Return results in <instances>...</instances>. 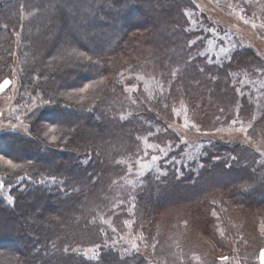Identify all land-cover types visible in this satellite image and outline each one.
<instances>
[{
    "label": "trees",
    "instance_id": "1",
    "mask_svg": "<svg viewBox=\"0 0 264 264\" xmlns=\"http://www.w3.org/2000/svg\"><path fill=\"white\" fill-rule=\"evenodd\" d=\"M172 5L171 0H0V81H11L9 96L20 113L3 116L8 128L0 131V264H147L135 248L116 245L123 232L111 238L100 222L116 205L128 170L122 160L140 154L143 134L166 130L148 106L122 118L128 109L120 102L124 73L135 75L150 65L170 79L178 73L177 93L201 114L234 100L224 78L214 80L212 73L199 71L197 61L190 62L182 17ZM221 154L205 159L206 185L195 183L189 169L181 178L149 180L137 196L148 238L162 244L166 236L174 252L180 235L188 236L189 226L197 228L202 220L201 243L191 245L215 247L210 211L229 204L244 217L246 208L264 203L259 173L264 166L252 151L238 144ZM85 157L86 163L79 162ZM220 181H226L223 188ZM190 190V197L183 194ZM188 203L193 210L182 207ZM170 205L180 211L178 217L161 216ZM259 215L264 221V211ZM85 248H94L96 256L82 255Z\"/></svg>",
    "mask_w": 264,
    "mask_h": 264
},
{
    "label": "rangeland",
    "instance_id": "2",
    "mask_svg": "<svg viewBox=\"0 0 264 264\" xmlns=\"http://www.w3.org/2000/svg\"><path fill=\"white\" fill-rule=\"evenodd\" d=\"M171 1L175 2L176 5L172 6L182 17L184 39L191 47L190 62L197 61L195 66L199 71L212 73L214 80L224 78L229 88H233L234 100L221 110L201 114L177 93L175 82L178 73H173L170 79L156 71L154 65L142 68L135 75L124 73L125 94L120 102L128 109L122 118L130 117L138 107L148 106L151 113L164 120L162 124L166 130L153 128L149 135L143 134L138 142L142 143L140 154L133 159L122 160L128 170L118 184L116 205L108 215L101 216L100 222L111 238L123 232V241L120 245L115 244L124 250L135 248L147 264H168L167 258L175 259L178 264H258L259 251L264 248V221L259 220L264 203L257 209L246 208L244 217L229 204L219 211H210L212 229L219 240L215 247L197 249L192 246L201 243L202 220L197 228L189 226L188 236L180 235L177 241L179 247L174 252L166 236L159 244L142 231L137 196L148 187L149 180L159 183L174 176L181 178L184 169H189L193 172L195 183L199 179L202 183L206 157L218 154L217 159H220L227 146L234 148L238 144L250 149L260 166H264V27H260L264 23V0ZM241 15L244 19L240 18ZM245 20L249 22L245 23ZM253 23L257 27H253ZM222 48H226L227 52L221 51ZM206 66L214 70L208 71ZM219 72H223L222 76ZM11 86L12 83L0 91V131L8 128L2 121L3 116H20L13 106L14 100L9 96ZM134 92H140L142 96L137 97ZM4 97L6 103H2ZM233 120L239 122L233 124ZM210 145L218 147L208 149ZM154 155L159 159L152 162ZM79 162L86 163V157ZM141 163L151 164L143 176L139 175ZM259 173L263 178L264 170ZM225 183L220 181V187L223 188ZM183 194L190 197L194 192L190 190ZM185 206L188 211L194 209L189 203L182 205ZM179 212L170 205L167 213L161 216L178 217ZM158 244L159 255H156L155 246ZM80 251L89 258L96 256L94 248ZM220 257L229 259L221 261Z\"/></svg>",
    "mask_w": 264,
    "mask_h": 264
},
{
    "label": "snow or ice",
    "instance_id": "3",
    "mask_svg": "<svg viewBox=\"0 0 264 264\" xmlns=\"http://www.w3.org/2000/svg\"><path fill=\"white\" fill-rule=\"evenodd\" d=\"M240 18H241V19H244L243 15H241ZM248 22H249V21L245 20V23H248ZM252 26H253V27H257V25H256L255 23H253ZM260 27H264V23H262V24L260 25ZM221 51L227 52V49H226V48H222ZM88 59L90 60L91 58L89 57ZM10 83H11V81H10L9 79H4V80L0 81V91H3L6 87H8V86L10 85ZM84 87H85V89H87V88L89 87V85H85ZM82 91H83V89H82ZM238 122H239V121H237V120H233V121H232L233 124H236V123H238ZM249 126H250V125H249ZM241 130H242V131H246V129H243V128H241ZM3 159H4V157L0 156V160H3ZM151 159H152V162H155V161H157L159 158H158L157 156L154 155V156H152ZM7 163H8V165L11 166L12 168H16V167H17V165L14 164L12 160H8ZM150 167H151V164H149V163H141V164H140V167H139V175L143 176V175L145 174V171H146L147 169H149ZM130 168H131V166H130ZM2 187H4V183H3L2 180H0V188H2ZM9 199H12V197L9 196ZM133 247H136V245L133 244ZM197 259H198V258H197ZM228 259H229L228 257H220V260H221V261H226V260H228ZM257 260H258V264H264V248H261V249H260V251H259V255H258V257H257Z\"/></svg>",
    "mask_w": 264,
    "mask_h": 264
}]
</instances>
